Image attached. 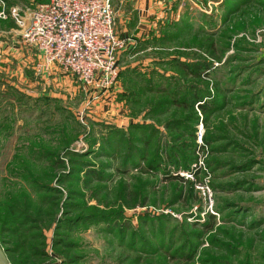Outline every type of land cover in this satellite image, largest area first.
I'll return each mask as SVG.
<instances>
[{
	"label": "rangeland",
	"instance_id": "374dc122",
	"mask_svg": "<svg viewBox=\"0 0 264 264\" xmlns=\"http://www.w3.org/2000/svg\"><path fill=\"white\" fill-rule=\"evenodd\" d=\"M0 1L5 12L33 5ZM186 1L209 24L195 11L162 24L164 38L120 57L100 106L75 78L73 94L56 95L0 74V217L23 202L35 217L33 255H13L22 264H264V0ZM111 3L119 32L118 13L130 6ZM2 28L20 31L7 17ZM175 59L215 68L194 79ZM192 94L212 109L175 103ZM9 226L0 225L5 247ZM183 245L191 259L172 258Z\"/></svg>",
	"mask_w": 264,
	"mask_h": 264
},
{
	"label": "built area",
	"instance_id": "2783aa9c",
	"mask_svg": "<svg viewBox=\"0 0 264 264\" xmlns=\"http://www.w3.org/2000/svg\"><path fill=\"white\" fill-rule=\"evenodd\" d=\"M194 5L200 10L197 1ZM3 7L0 17L6 18ZM9 13L20 26L22 42L40 56L35 71L69 74L90 102L110 94L119 79L120 53L136 46L134 38L117 35L111 0H33L24 8L11 6Z\"/></svg>",
	"mask_w": 264,
	"mask_h": 264
},
{
	"label": "crops",
	"instance_id": "0c3cea01",
	"mask_svg": "<svg viewBox=\"0 0 264 264\" xmlns=\"http://www.w3.org/2000/svg\"><path fill=\"white\" fill-rule=\"evenodd\" d=\"M124 1L130 7L126 10L119 11L118 27L120 29L118 32L115 27V31L119 37H131L136 42L138 40H145L150 34L158 36L160 26L178 19L182 13V7L185 6L181 4L183 0ZM187 3L189 2L187 1ZM190 7L194 8L191 5ZM20 39V31L13 32V30H6L5 28L0 29V74L2 75L4 73L8 78L18 73L19 81L25 87H33L35 90H37V87L45 86L48 88V93H53L55 90L59 91L62 88L64 90H70V95L73 94L74 85L77 81L72 76L62 75V72L57 69L50 72V77H47V74L42 75L47 78L46 80L41 78L37 79L35 76L33 78L32 64L33 62L39 61L40 56L31 46L23 43ZM122 53H120L119 59ZM5 79L4 81H8ZM56 95L58 94L56 93ZM100 103L102 102H99V106Z\"/></svg>",
	"mask_w": 264,
	"mask_h": 264
},
{
	"label": "trees",
	"instance_id": "16d2710c",
	"mask_svg": "<svg viewBox=\"0 0 264 264\" xmlns=\"http://www.w3.org/2000/svg\"><path fill=\"white\" fill-rule=\"evenodd\" d=\"M207 1H209V0H206V2ZM185 2L186 3L184 5L186 7H185V9L182 10V13L180 15L181 20L179 23H181V24L187 23V15H186L187 11H189V12L195 11V13H196L195 15L198 14L197 15L198 17H203L200 19H202L204 21V23L209 24L207 22L211 21L210 20L211 18L209 17L210 15L199 13L198 10L191 11L189 8L190 5L188 6L189 3H187L186 0H185ZM9 8H10V6L8 8H6V13L8 14L7 18L14 20L13 17L9 13ZM172 25H174V23L171 24V22L168 24H165L166 27H168V26L171 27ZM160 28H162V27L160 26ZM160 28L158 30H160ZM162 30H164V29L162 28ZM153 37H155V38L163 37L164 38V34H163V36L162 35H158V36L150 35L148 38H146L143 41L138 40L136 42V46L134 48L127 49V50L123 51L122 56H120V57L122 58L127 53H128V56L129 55L133 56L135 53H137V49L139 48V45L141 43H143L144 41L150 40ZM125 52H127V53H125ZM174 67L177 70V72H179L181 75L189 76V77L194 78V79H201V78L205 79V77L208 76V73L215 68L212 64L201 61L199 59L198 60H190V61L175 59ZM120 72H121V69H120ZM119 77H120V73H119ZM194 94H192L190 96L191 97L190 100H187V98H185L184 96L176 98L175 103L179 104V105L187 104L186 107L188 106V108L192 107L196 103V105H197L196 107L198 108V110L201 113L206 114L207 112H209L212 109L214 104L209 102V100L205 101V100H202V98L199 99ZM206 96H209V95H207V94L203 95V97H206ZM178 126H179L178 122H176V121H173V123L171 121L168 122V127H170V128L174 129V128H177ZM191 144L193 145V143H191ZM192 154H193V151H192ZM194 157H195V155L193 154L192 159H194ZM192 159L189 158V160H192ZM159 164H160L159 162H157V163L152 162V163H149L148 166L150 167V169L155 171V170H160ZM184 169H187L190 171V173H193V171H191V169H188V168H184ZM193 174L195 175L196 173L194 172ZM169 178L170 179H182L181 177H179L177 175L169 176ZM26 203L30 205V202H23L24 208L22 210L18 209V208L16 209L15 205L11 204L9 207L5 208L6 213L4 214L3 218L0 217V225L9 224L10 226L6 230L9 233H11L13 235V238H14V240H12L13 246H11L12 244H11V242H9L7 247H5L2 245V242L0 241V246H2L4 251L6 252V254H8L7 256L9 258L11 264H22V262H19L16 258L13 257V255H19L20 254V255L25 256L24 249L31 250L30 254L32 253V250H33L32 248H30L27 245V240L29 239V242H30V239L32 238V234H30V231H33V228L31 226L32 224H30L28 222L31 221L32 219H35V217L33 218L31 216V214L29 212H27V210L24 206V204H26ZM208 217L213 218L211 214H208ZM201 225H206V224L201 223ZM211 229H212L211 226H209L207 228V230H205V231H210ZM41 234H40V237H42ZM42 245L45 246L44 241L42 242ZM183 247H184V245L179 246V248L174 250L175 251L174 253L176 256L173 254L171 257L172 258L179 257V258H183L186 260L191 259L192 254H193V250L186 254L184 252ZM15 249H17V250H15ZM42 250H43V248L41 250H37V253H39L40 256L45 257V253ZM31 255H33V254H31ZM24 261H27V260H24ZM44 262L45 261L43 260L41 262H37L36 264H43Z\"/></svg>",
	"mask_w": 264,
	"mask_h": 264
},
{
	"label": "water",
	"instance_id": "95a60500",
	"mask_svg": "<svg viewBox=\"0 0 264 264\" xmlns=\"http://www.w3.org/2000/svg\"><path fill=\"white\" fill-rule=\"evenodd\" d=\"M0 264H9V261L4 252V249L1 246H0Z\"/></svg>",
	"mask_w": 264,
	"mask_h": 264
}]
</instances>
